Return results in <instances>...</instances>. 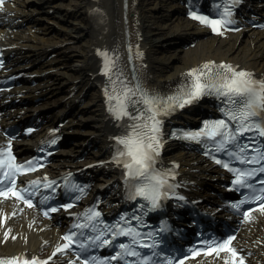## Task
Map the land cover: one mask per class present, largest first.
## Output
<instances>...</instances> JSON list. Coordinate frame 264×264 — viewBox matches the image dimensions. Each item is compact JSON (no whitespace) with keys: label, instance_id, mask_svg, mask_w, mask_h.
Returning a JSON list of instances; mask_svg holds the SVG:
<instances>
[{"label":"bare ground","instance_id":"obj_1","mask_svg":"<svg viewBox=\"0 0 264 264\" xmlns=\"http://www.w3.org/2000/svg\"><path fill=\"white\" fill-rule=\"evenodd\" d=\"M46 2L53 9H44ZM255 3L257 11L264 6V1ZM188 40L190 43L184 44ZM0 42L12 53L10 65L22 74L23 82L8 93L7 104L15 99L18 103L0 118V129L9 119H27L37 112L48 113L47 128L64 121L61 130L68 132L75 143L62 150L58 161L46 171L55 174L72 167L82 171L88 168L96 176L93 189H109L111 194L123 190L122 169L113 162L115 138L121 134L123 122L116 121L107 110L104 90L109 88V81L101 51L114 57L118 54L127 81H139L149 93L160 95L176 92L185 81V73L207 62L238 66L264 79V29L245 26L238 32L215 35L187 16L183 0H12L0 11ZM137 52L143 55L138 57ZM211 107L210 100H200L190 111L200 115ZM180 116L176 111L163 118L165 127ZM47 128L16 144L31 147ZM165 136L160 165L171 166L182 186L192 187L199 194L208 188L206 182L224 175L194 147ZM252 216L255 219L243 224L239 244L253 252L246 264H261L264 213ZM9 228L11 232L5 238ZM61 231L35 209L0 199V255L38 254L47 259L60 244ZM225 261L232 264L227 255L186 264ZM69 262L67 257L57 255L51 264Z\"/></svg>","mask_w":264,"mask_h":264},{"label":"snow or ice","instance_id":"obj_2","mask_svg":"<svg viewBox=\"0 0 264 264\" xmlns=\"http://www.w3.org/2000/svg\"><path fill=\"white\" fill-rule=\"evenodd\" d=\"M4 3L5 0H0V11H3ZM239 3L240 0L217 3L214 18H209L207 14L198 15L195 10L191 17L211 28L213 32L223 35L230 25L236 23L233 12ZM129 51L131 52V48ZM99 55L104 59V75L109 81V88L104 90L107 110L116 121L123 122L120 125L121 134L115 138L113 162L123 170L129 199L142 198L155 210L160 206L162 198H168L169 191L175 187L169 183V178L174 179V174L162 167L157 168V161L165 143L163 118L203 97H214L222 118L202 122L199 130L180 131L171 135L195 141L197 144L203 143L209 149L208 154L223 153L228 160L216 159L215 162L234 174L232 183L235 191L247 190L243 199L239 203L231 204V208L239 210L245 204L256 205L244 212L249 222L255 219L252 216L253 211L264 213V143L259 139L264 138V79H257L253 73L238 66L207 62L185 73V81L176 92L160 95L149 93L139 81L135 84L127 81L123 69L119 67L118 54L114 57L107 51H101ZM136 55L140 57L143 54L137 52ZM246 133L253 135L245 136ZM241 138L247 143L242 142ZM50 143L55 144L56 140L53 139ZM234 161L253 167L230 166ZM43 166L40 160L18 163L12 151L11 139L6 144H0V197L14 198L31 208L35 206L32 198L41 195V187L54 193L55 181L48 180L46 176L42 180L33 179L27 182L25 187H17L18 177L36 172ZM65 187L73 192H84L82 187L72 184L71 181ZM52 198L43 195L40 203L47 204ZM75 199L79 200L80 197ZM60 207L67 209L72 205ZM60 207H50L43 214L48 216L49 212L55 213ZM140 207L143 209L145 205L141 204ZM12 215L15 216L16 212ZM81 219L83 223L79 222ZM133 221L137 222L136 226H133ZM139 226L140 217L136 215L121 216L115 223H105L101 212L90 207L77 217V223L72 226V229L79 231L70 229L63 235L61 239L64 243L56 245L47 259L41 260L36 256L25 258L21 255L0 258V264H50L58 254H66L74 248H78L84 258L77 254L69 264H77L78 261L79 264H113L114 261L123 264H156L153 260L158 255L156 252L148 255L138 250L156 247L155 243L149 244L141 239L142 236L151 234L141 233ZM8 232H11L10 228L6 230L5 238ZM121 238H126L128 242H121ZM234 239L233 236L221 241L213 251L231 253L232 264H237V261L238 264H245L237 249L232 247ZM106 246L114 249L109 259H101L91 254L94 249ZM167 264L172 262L168 261ZM179 264H183V261Z\"/></svg>","mask_w":264,"mask_h":264},{"label":"rangeland","instance_id":"obj_3","mask_svg":"<svg viewBox=\"0 0 264 264\" xmlns=\"http://www.w3.org/2000/svg\"><path fill=\"white\" fill-rule=\"evenodd\" d=\"M45 4H46V5H45L44 9H47V10H48V9H53V8L49 7L50 5H49L48 2H46ZM73 19H74V20H76V19L79 20V18H76V17H73ZM189 43H190V40L186 41L184 44L188 45ZM179 45H182V46H183V43L180 42ZM184 46H185V45H184Z\"/></svg>","mask_w":264,"mask_h":264}]
</instances>
